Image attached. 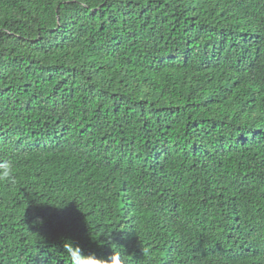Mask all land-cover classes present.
<instances>
[{
	"label": "trees",
	"instance_id": "trees-1",
	"mask_svg": "<svg viewBox=\"0 0 264 264\" xmlns=\"http://www.w3.org/2000/svg\"><path fill=\"white\" fill-rule=\"evenodd\" d=\"M0 264H264V0H0Z\"/></svg>",
	"mask_w": 264,
	"mask_h": 264
},
{
	"label": "clouds",
	"instance_id": "clouds-1",
	"mask_svg": "<svg viewBox=\"0 0 264 264\" xmlns=\"http://www.w3.org/2000/svg\"><path fill=\"white\" fill-rule=\"evenodd\" d=\"M17 175L16 164L12 160L0 161V182H14ZM63 258L65 264H122V257L114 254L110 260L94 254H84L81 246L72 238L64 239Z\"/></svg>",
	"mask_w": 264,
	"mask_h": 264
}]
</instances>
